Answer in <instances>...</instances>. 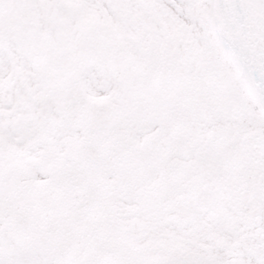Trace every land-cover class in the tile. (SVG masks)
Here are the masks:
<instances>
[{
    "label": "snow or ice",
    "instance_id": "1",
    "mask_svg": "<svg viewBox=\"0 0 264 264\" xmlns=\"http://www.w3.org/2000/svg\"><path fill=\"white\" fill-rule=\"evenodd\" d=\"M0 264H264V0H0Z\"/></svg>",
    "mask_w": 264,
    "mask_h": 264
}]
</instances>
